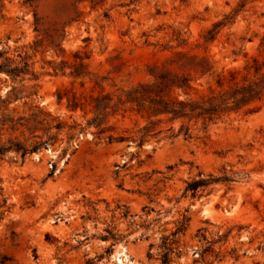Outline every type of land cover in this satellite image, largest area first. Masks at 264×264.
Listing matches in <instances>:
<instances>
[{"label":"rangeland","instance_id":"374dc122","mask_svg":"<svg viewBox=\"0 0 264 264\" xmlns=\"http://www.w3.org/2000/svg\"><path fill=\"white\" fill-rule=\"evenodd\" d=\"M74 52L89 72L83 86L67 75ZM253 57L264 62V0H0V145L44 140L48 122L76 124L52 127V141L22 158L0 155V264H161L164 250L167 264H264V98L190 122L187 137L179 120L162 122L140 148L106 137L132 136L139 114L111 115L98 133L78 131L89 105L66 107L72 92L118 95L164 69L205 90L219 73L240 78ZM222 172L234 180L183 193L186 181Z\"/></svg>","mask_w":264,"mask_h":264},{"label":"trees","instance_id":"16d2710c","mask_svg":"<svg viewBox=\"0 0 264 264\" xmlns=\"http://www.w3.org/2000/svg\"><path fill=\"white\" fill-rule=\"evenodd\" d=\"M219 25L220 23H213L203 34V47L215 39ZM73 56L76 62L68 66L70 70L67 75L73 80L79 79V85L83 86L84 78L89 75V72L86 70V64L82 61V57L77 52H74ZM251 61V64L246 63L244 65V73L240 78H236L235 71L232 69L227 71V76L219 73L214 78V86L208 85L205 90L198 89L196 79H192L188 74L164 69L158 72L150 81L138 82L121 89L118 95L104 92L101 89L96 94H89L88 100L82 101L79 95L72 92L71 96L66 98V107L74 111L77 108L83 110L86 105H89L88 110L92 115L85 120L83 126L78 128V131L94 126L97 127V132L101 133L109 128L103 126L109 116L117 113L123 114L126 111H133L144 117V123L137 127L132 136L108 134L106 137L109 141H123L131 137L140 148L144 141L161 132L162 122L174 120L180 121L177 134L180 133L187 137L190 122H200L205 125L207 122L222 118L227 114L247 109L252 103L264 98V62H259L255 57ZM65 67L66 64L62 61L59 65L53 66V71L55 74H65ZM200 67L202 73L210 70V66L207 64ZM2 69L4 68L0 65V70ZM4 71L11 76H15L20 72L17 68H9ZM93 81L96 86L102 88L100 79L95 77ZM62 95L57 90V102H60ZM52 127L56 131L61 130L63 127L73 130L76 129V124H66L58 120L53 125L48 122L46 127L43 128L46 136L44 140H36L30 146L19 142H10L8 146L0 145V155L12 150L22 158L27 153L38 150L52 141L54 137V133L51 132ZM77 133L68 134L67 141L70 142ZM67 149L68 146L62 149V154ZM233 180L234 175H228L225 172L217 175L207 174L205 177L186 181L183 193H189L191 197H194L198 189L205 188L211 183H230ZM2 191L0 186V194H2ZM0 202V205H4L6 199L2 197ZM184 224L185 219H182L173 234L181 230ZM169 261L168 250H164L160 254V262L161 264H167Z\"/></svg>","mask_w":264,"mask_h":264},{"label":"water","instance_id":"95a60500","mask_svg":"<svg viewBox=\"0 0 264 264\" xmlns=\"http://www.w3.org/2000/svg\"><path fill=\"white\" fill-rule=\"evenodd\" d=\"M202 207H203V205H201ZM199 213H202V209L199 211ZM122 259H123V257H122Z\"/></svg>","mask_w":264,"mask_h":264}]
</instances>
